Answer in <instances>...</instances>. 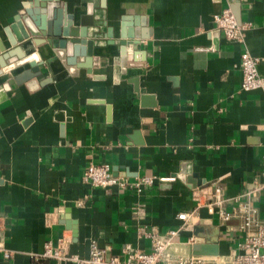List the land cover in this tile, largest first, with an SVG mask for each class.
I'll use <instances>...</instances> for the list:
<instances>
[{"label": "crops", "instance_id": "obj_1", "mask_svg": "<svg viewBox=\"0 0 264 264\" xmlns=\"http://www.w3.org/2000/svg\"><path fill=\"white\" fill-rule=\"evenodd\" d=\"M26 4L0 0L2 40L11 46L6 28L22 15L32 28L23 52L43 61L39 76L0 80V264H77L38 257L61 238L81 258L92 240L122 259L150 252L138 230L179 227L196 205L192 189L217 180L228 196L260 186L253 202L264 221V93L239 90L244 50L264 76V0H54L75 27L93 9L94 54L74 67L56 58ZM225 8L250 24L243 42L217 26ZM91 162L129 180H176L143 193L95 187L83 178ZM200 216L175 237L173 257L196 255L197 243L218 260L239 251L238 219Z\"/></svg>", "mask_w": 264, "mask_h": 264}, {"label": "built area", "instance_id": "obj_2", "mask_svg": "<svg viewBox=\"0 0 264 264\" xmlns=\"http://www.w3.org/2000/svg\"><path fill=\"white\" fill-rule=\"evenodd\" d=\"M217 26L223 30L228 40L243 42L244 32L250 28V24L241 23L230 8H225L215 15ZM260 57L244 50L240 55V68L242 78L239 90L249 92L260 89L264 93V76L258 72L257 65ZM83 178L95 187L108 188L118 186L120 188H132L137 193L154 186L156 182H172L176 176L143 175L129 180L126 176L113 173L112 166L108 162H91L84 172ZM260 186L238 194L228 196L223 184L217 180L210 184L196 186L192 189V197L195 207L190 212H181L178 218L183 223L176 228L160 232L158 229H139L138 234L150 239L152 251L127 250L126 258L109 255L106 248L100 247L96 240L91 241L90 257L81 258L78 255H69L66 252L67 239L61 238L56 247L51 242L45 244V249L39 258H54L63 262L72 261L77 264H264V221L260 219L258 208L253 202L254 195ZM206 208L212 215H217L222 221L238 219V229L242 234L239 242V251L219 260L203 255L173 257L170 248L175 237L188 222L200 224V210ZM191 240H194L191 238ZM9 257L10 253L5 252Z\"/></svg>", "mask_w": 264, "mask_h": 264}, {"label": "water", "instance_id": "obj_3", "mask_svg": "<svg viewBox=\"0 0 264 264\" xmlns=\"http://www.w3.org/2000/svg\"><path fill=\"white\" fill-rule=\"evenodd\" d=\"M28 1L30 4L25 5L26 15L33 25L40 30L41 34L48 38L47 42L53 47L56 58L74 67L77 66L79 57H93L94 40L88 36V27L94 23L91 6H89L88 15H86V18H89L88 21L82 19L77 28L74 26L76 16L67 14L64 5H50V2L54 0ZM30 25L29 21L21 15L16 17L15 24L6 28L10 47L0 36V80L9 79L11 83H22L42 73L41 64L43 61L38 56L39 54L23 52L22 44L32 35ZM12 58L16 59L11 61ZM52 59L48 58L47 63L50 64ZM26 64H30V68L16 75L11 74L13 70ZM200 248V244L194 245L196 255L217 254L215 252H202Z\"/></svg>", "mask_w": 264, "mask_h": 264}]
</instances>
